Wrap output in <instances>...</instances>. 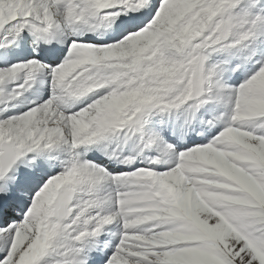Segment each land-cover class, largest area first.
<instances>
[{"label": "snow or ice", "instance_id": "6c2138e0", "mask_svg": "<svg viewBox=\"0 0 264 264\" xmlns=\"http://www.w3.org/2000/svg\"><path fill=\"white\" fill-rule=\"evenodd\" d=\"M0 264H264V0H0Z\"/></svg>", "mask_w": 264, "mask_h": 264}]
</instances>
